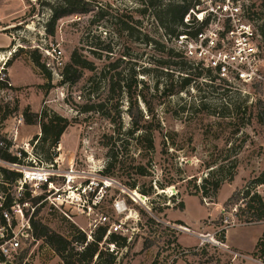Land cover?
<instances>
[{
    "label": "rangeland",
    "instance_id": "rangeland-1",
    "mask_svg": "<svg viewBox=\"0 0 264 264\" xmlns=\"http://www.w3.org/2000/svg\"><path fill=\"white\" fill-rule=\"evenodd\" d=\"M63 1L0 0V140L20 160L26 151L40 153L38 167L62 194L56 205H38L32 220L69 239L77 229L89 238L100 225H108L107 234L137 235L128 253L101 243L117 250L115 264H150L156 254L159 264H264L255 249L264 221L245 223L236 205L223 208L235 190L264 175V83L227 89L187 70L193 80L180 91L187 74L163 63L169 56L160 44L172 45L155 17L161 3L69 0L75 7L87 1L92 10L59 18L48 32L52 7ZM242 1L252 18L264 22V0ZM47 47L62 51L64 66L75 50L92 67L75 83L61 82L46 65ZM5 57L10 59L2 65ZM42 109L68 120L55 146L37 142L39 125L25 122L24 111ZM132 120L152 131L153 150L135 147L126 133ZM158 125L176 132L169 140L173 147L161 144ZM109 153L114 163L105 175ZM139 163L147 175L135 174ZM216 179L223 180L214 192ZM128 183L151 185L156 193L145 196ZM6 187L5 194H15ZM256 190L264 199V183ZM150 201L169 208L153 215ZM38 239L28 260L15 264H64ZM144 242L151 245L142 249Z\"/></svg>",
    "mask_w": 264,
    "mask_h": 264
},
{
    "label": "built area",
    "instance_id": "built-area-1",
    "mask_svg": "<svg viewBox=\"0 0 264 264\" xmlns=\"http://www.w3.org/2000/svg\"><path fill=\"white\" fill-rule=\"evenodd\" d=\"M261 22L252 18L242 0H198L183 17L180 31L169 40L193 67L208 72L209 77L227 89L241 90L264 83ZM43 53L47 67L62 77L58 72L65 64L62 51L47 47ZM8 59L10 57H5L2 65ZM0 80H3L1 75ZM26 152L22 160L18 155L17 162L0 158V185L5 184L2 168L20 174L13 184L15 194L0 191V264H15L23 258L28 260L40 242L33 233L32 214L42 202L48 200L56 205L62 199L48 172L37 165L42 163L41 157L35 152ZM26 192L30 198L38 199H26ZM6 196L11 199L8 206H5ZM111 228L117 229L116 226Z\"/></svg>",
    "mask_w": 264,
    "mask_h": 264
},
{
    "label": "trees",
    "instance_id": "trees-1",
    "mask_svg": "<svg viewBox=\"0 0 264 264\" xmlns=\"http://www.w3.org/2000/svg\"><path fill=\"white\" fill-rule=\"evenodd\" d=\"M147 5H151L152 7L156 6V3H161V6L158 5L159 9L155 13V17L161 24L163 28V36L165 39L167 37L174 35L179 32L180 26L183 25V17L188 12V10L193 7V5L198 0H147ZM63 4L58 3L54 7H52V14L47 22L48 32H53L54 25L59 18L64 16H69L71 14L76 13H87L92 10L91 4L87 1H82L80 6H73L72 2L69 0H64ZM263 22V21H262ZM261 34L264 36V22L261 24L259 28ZM163 50H166L167 56L169 58L165 59L163 63L169 66H175L177 71L187 74L186 76L181 75L180 80V91L182 88H185L188 84L193 80L192 77L187 73V70H192L195 73V76H205L208 78L210 82H214V79L209 77L208 72L203 71L197 67H193L187 60H185L182 55L176 51L173 47L167 48L164 44H160ZM176 58L177 60H173ZM33 62L36 65L43 67V65L39 64L38 58L32 57ZM92 67V63L88 60L81 59L77 52L74 50L70 54L69 62L64 66L62 71L61 82H69L75 83L81 77L83 69H90ZM211 84V83H210ZM25 122L27 124L37 123L40 127L41 135L37 142H46L55 146L59 142V138L61 134L64 132L66 127L68 126V120L65 117H62L56 113H52L51 115L47 114L46 109H42L40 113H32L30 111H24L23 113ZM263 122H264V115ZM158 133L161 137V144L163 146H171L170 137L171 134H176L175 131H164L161 125H158ZM126 133L130 136L134 142L135 147L139 148V150H153L154 149V141L152 131L148 130L146 127L142 125H138L136 121H131L129 128L126 130ZM128 147H130V143H127ZM111 148L109 147V152ZM37 153V152H35ZM42 160V155L37 153ZM110 161L107 163L103 173L108 175L110 173V168L114 162H112V158L114 155L109 153ZM0 158L9 162H17L18 158L15 155H12L8 152L7 145H3L0 140ZM46 162L52 164L53 157H46ZM133 170L135 174L140 176L147 175L146 168L144 164L134 165ZM213 170V169H211ZM2 179L5 184L9 186H13L15 180L20 176L18 172L2 168L1 169ZM210 178H214L209 173ZM207 179H204L206 182ZM223 179H216L213 183L214 192H216L221 184ZM264 183V175L261 177H257L255 179L249 180L242 188L235 190L229 198L224 202L223 208L224 211H228L230 206L236 205V211L239 212L240 215H244L242 219L245 223H253L264 221V199L261 194L256 190V186ZM5 184H1V188L3 190L8 189ZM157 187L159 189H164V185L158 184ZM128 189L137 190L139 193L145 196H151L156 191L150 185L148 189L137 187L134 183L127 184ZM204 188V185H203ZM25 198H29L30 200H37L38 198H30L28 192L25 193ZM158 196V193L156 194ZM9 196L5 198V206L9 205L10 202ZM153 201H150L151 206L149 207L150 212L153 215H156L158 211L169 208V205H163V208L156 207ZM181 209L183 208V203L180 205ZM37 209V208H36ZM35 209V210H36ZM33 215V214H32ZM220 219H223V216H220ZM149 223L156 224L153 216L148 217ZM182 224V221H177ZM31 226L33 229V233L36 238H44L45 242L56 252V254L60 257L64 264H115V255L118 249H125L126 253H128L132 247L134 242L137 240V235H133L132 237L124 236L120 233L109 232L108 225H100L94 233L88 238L87 235L80 231L76 230L77 235L72 236L70 239L66 236L57 233L51 230L47 225L40 223L38 220H32L31 216ZM101 243L104 244H112L117 250L112 249L110 252L108 251V247H101ZM79 247H78V246ZM151 244L148 242L143 243V248L145 249L149 247ZM256 252L259 253V256L264 260V231L260 238L257 240L255 244ZM106 254L108 255L107 261H102V256ZM174 260H172V263ZM150 264H159V255L156 254L154 259Z\"/></svg>",
    "mask_w": 264,
    "mask_h": 264
},
{
    "label": "crops",
    "instance_id": "crops-1",
    "mask_svg": "<svg viewBox=\"0 0 264 264\" xmlns=\"http://www.w3.org/2000/svg\"><path fill=\"white\" fill-rule=\"evenodd\" d=\"M2 13L0 12V15H1Z\"/></svg>",
    "mask_w": 264,
    "mask_h": 264
},
{
    "label": "water",
    "instance_id": "water-1",
    "mask_svg": "<svg viewBox=\"0 0 264 264\" xmlns=\"http://www.w3.org/2000/svg\"><path fill=\"white\" fill-rule=\"evenodd\" d=\"M134 194V193H133Z\"/></svg>",
    "mask_w": 264,
    "mask_h": 264
}]
</instances>
